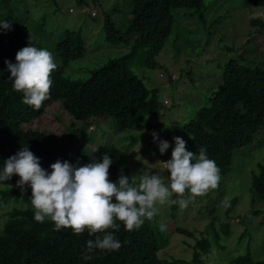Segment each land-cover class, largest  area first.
Returning <instances> with one entry per match:
<instances>
[{
  "label": "trees",
  "instance_id": "1",
  "mask_svg": "<svg viewBox=\"0 0 264 264\" xmlns=\"http://www.w3.org/2000/svg\"><path fill=\"white\" fill-rule=\"evenodd\" d=\"M243 1L247 6L263 9V14L251 17L250 23L258 31L264 30V0ZM131 4V17L124 25H116L108 15L103 24L107 37L116 39L115 42H125V45L130 46L129 50L121 56L110 58L86 79H71L64 74V68L84 57L87 51L83 33L70 29L62 32L54 43L56 55L62 64L56 65L51 71L49 96L39 109L22 103L23 93L13 90L5 60L15 62L17 51L27 46L30 40L34 46H42L22 28L0 32V164L24 145L40 157L41 166L45 169L51 170L50 165L57 160L82 165L92 158L100 159L108 154L113 160L109 167L111 181L117 180L122 169L123 174L129 177L142 175L141 170L130 172L126 151L138 143L140 136L147 133L146 130L163 125L161 121L156 124L155 119L167 112L164 110L167 104L161 96V88L148 86L134 71L133 61L136 60L139 65L145 62L148 66H156V56L170 35L175 33L176 25L179 26L177 39L191 49L201 44L196 43L204 37H196L194 43L193 38L199 34L182 23L176 24L177 9L192 10L185 14L196 17L199 23L207 27L206 39L210 37L211 40L216 32L213 33L212 25L209 26L205 0H131ZM220 19H214L213 23H218ZM210 40L204 42L205 48ZM260 54V59L242 61L241 56L226 60L221 67L222 79L209 94H204L202 105L182 126L186 134V148L198 155L203 146L208 157L216 163V186L207 189L204 195L211 201L212 188L217 190L218 195L214 200L217 212L228 192L233 173L239 170L241 161L247 155L240 151L246 150L253 143L256 146L252 151L264 146V137L257 141L264 133V51ZM169 80L174 83L178 78L170 73ZM191 81L195 84L194 79ZM55 101L62 102L73 118L84 122L80 127L72 129L67 143L51 133L25 127ZM102 121L111 122L116 133L128 132L124 137L128 141L126 148L103 141L87 150L83 144L71 143L73 136L77 141L82 131ZM149 141L154 143L153 136H150ZM256 170L252 172L249 187L254 215L262 211L258 204L264 205V161L257 163ZM168 175L170 172L166 170L163 180L166 185ZM18 179L19 176L13 174L11 180L0 182L1 199L11 206L4 215L0 230V264H206L205 256L214 264H222L221 259L214 255L227 250L223 237L231 235V225L220 222L219 226L217 217L206 226V230L199 231V237H195L196 242L191 245V259L169 256L164 252L176 233L193 237L198 232L178 225H172L167 230L159 222L164 211L173 220L178 217L185 207L174 201L184 199L188 203L190 193L187 189L183 196L173 193L168 203H157L154 215L145 218L138 229L128 231L122 221L115 222L118 227L106 229V232H112L121 242L118 250L95 249L88 252L86 242L89 239L95 240L96 235L102 236L103 233L90 235L87 227L80 234H75L71 227L57 230L55 222L48 217L42 223L37 222L31 205V189L27 186L26 191L17 188ZM238 200L239 197L232 194L226 215L229 216L235 209ZM242 240H248V249L235 257L231 255V264H264V258L253 255V235L249 229L240 238ZM85 255L90 259H85Z\"/></svg>",
  "mask_w": 264,
  "mask_h": 264
},
{
  "label": "rangeland",
  "instance_id": "2",
  "mask_svg": "<svg viewBox=\"0 0 264 264\" xmlns=\"http://www.w3.org/2000/svg\"><path fill=\"white\" fill-rule=\"evenodd\" d=\"M204 5L207 9L209 26L212 25L213 33L216 32L211 40L210 37L207 38L210 43L208 42L206 48L204 42L207 40L205 37L207 27L199 23L196 17L185 14H189L192 10L177 9L176 24L182 23L199 34L193 38L194 43L196 37H204L203 41L199 39L196 43L201 44L191 49L177 39L179 26L176 25L175 33L170 35L165 46L156 56L158 62L156 66H148L145 62L139 65L136 60L133 61L134 71L148 86L161 88V96L167 104L164 110L167 112L155 119L156 124L161 121L163 125L146 130L144 136L137 132L141 135L138 143L126 151L130 172L137 170L158 172L163 181L166 172L164 161L171 158L172 148L161 155L157 144L149 141L152 132H157L160 138L167 139L173 146L174 136H180L186 141L182 126L202 105L204 94H209L212 88L218 85L222 79L221 67L226 60L241 56L242 61L260 59V53L264 51V30L258 31V28L250 23L251 17L263 14V9L247 6L243 0H205ZM131 9V0H0V19L10 21L12 28H22L30 37L36 39L42 48H46L51 53L55 66L62 64L54 47L62 32L65 29L82 32L87 51L84 57L67 65L64 74L71 79L83 80L88 78L93 70L106 64L110 58L121 56L129 50L130 46L125 45V42H115L116 39L108 38V33L103 31V24L108 15L116 25H124L123 23L131 17ZM92 10H97V17L91 15ZM218 17L221 19L214 24V19ZM170 73L178 78L174 83L169 80ZM191 78L195 80V84ZM83 123L73 118L62 102L55 101L42 115L25 127L51 133L63 143H67L72 129L80 127ZM127 133H116L111 122L102 121L82 131L77 136V141L73 136L74 141L72 140L71 143L83 144L87 150L103 141L126 148L128 141L124 137ZM134 133L136 132H132ZM263 137L264 133L257 141ZM255 146L256 143H253L246 150L240 151L247 155L241 161L239 170L231 177L228 192L221 202L219 212H217V203L214 202L218 192L213 188L210 192L213 198L211 201L204 193L195 196L189 194L191 202L188 201L174 220L167 211H164V216L159 222L165 229L169 230L172 225H178L190 230H198L193 237L176 233L164 249L167 255L191 259L193 253L191 245L195 244V237H199V231L206 230V226L217 217L219 226L226 222L231 225V235L223 237V241L228 246L227 250L214 255L217 259H221L222 264H231L232 256L235 257L248 249V240L240 241L247 229L253 235V244H251L253 255L256 258H264V205L258 204L262 211L254 215L252 211L255 208L251 206L252 196L249 191L252 172L257 171L259 161H264V146L252 151ZM238 158L239 154L236 156L237 162ZM140 176V174L135 176L137 183ZM232 194L238 196L239 200L228 216L225 211L231 205ZM169 199L170 197L165 203H168ZM10 207L0 195V230L4 215ZM205 261L206 264H214L207 256Z\"/></svg>",
  "mask_w": 264,
  "mask_h": 264
},
{
  "label": "clouds",
  "instance_id": "3",
  "mask_svg": "<svg viewBox=\"0 0 264 264\" xmlns=\"http://www.w3.org/2000/svg\"><path fill=\"white\" fill-rule=\"evenodd\" d=\"M92 12L98 14L97 10H92L91 15ZM11 28L10 21L0 19V32ZM5 64L13 90L23 93L22 103L39 109L48 98L52 83L50 73L55 64L51 53L30 40L17 51L15 62L6 59ZM152 136L161 155L172 148L171 158L164 161V169L170 172L167 185L158 172L152 171H144L137 183L136 177L124 175L122 169L117 180L111 181L109 167L113 160L108 154L82 165L57 160L50 165L51 170L45 169L40 157L24 145L0 164V182L11 180L13 174L19 176L16 187L21 191H26L25 186L31 189L37 222L48 217L57 230L71 227L75 234H80L87 227L90 235L103 233L86 242L88 252L118 250L121 242L112 232L105 231L118 227L116 221H122L128 231L138 229L145 218L154 215L155 205L165 203L173 193L183 196L187 189L192 196L200 195L215 187L218 180V168L205 147L194 155L180 136L173 137L174 146L155 131ZM174 202L181 207L187 204L184 199ZM84 258L90 259L87 255Z\"/></svg>",
  "mask_w": 264,
  "mask_h": 264
},
{
  "label": "built area",
  "instance_id": "4",
  "mask_svg": "<svg viewBox=\"0 0 264 264\" xmlns=\"http://www.w3.org/2000/svg\"><path fill=\"white\" fill-rule=\"evenodd\" d=\"M92 15H96V12H92Z\"/></svg>",
  "mask_w": 264,
  "mask_h": 264
}]
</instances>
